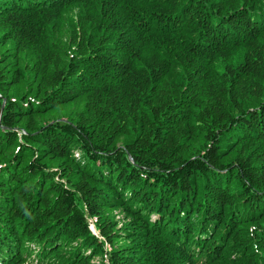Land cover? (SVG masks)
I'll use <instances>...</instances> for the list:
<instances>
[{
	"label": "trees",
	"instance_id": "trees-1",
	"mask_svg": "<svg viewBox=\"0 0 264 264\" xmlns=\"http://www.w3.org/2000/svg\"><path fill=\"white\" fill-rule=\"evenodd\" d=\"M32 261L264 264V0H0V264Z\"/></svg>",
	"mask_w": 264,
	"mask_h": 264
},
{
	"label": "rangeland",
	"instance_id": "rangeland-1",
	"mask_svg": "<svg viewBox=\"0 0 264 264\" xmlns=\"http://www.w3.org/2000/svg\"><path fill=\"white\" fill-rule=\"evenodd\" d=\"M153 2H155V7L159 10H166L169 7L173 6L178 0H152ZM77 2V1H76ZM74 2V3H76ZM74 156L78 159L80 158V151L79 150H75L74 151ZM90 229L92 230V232L94 234L97 235V231L95 229V226L93 223L90 224ZM96 261V259H94ZM29 264H36L35 261L29 262Z\"/></svg>",
	"mask_w": 264,
	"mask_h": 264
}]
</instances>
